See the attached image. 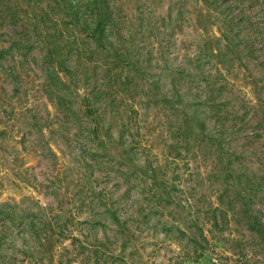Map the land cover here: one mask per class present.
I'll return each mask as SVG.
<instances>
[{
	"label": "rangeland",
	"instance_id": "obj_1",
	"mask_svg": "<svg viewBox=\"0 0 264 264\" xmlns=\"http://www.w3.org/2000/svg\"><path fill=\"white\" fill-rule=\"evenodd\" d=\"M188 7L0 0V264H264L263 40ZM102 89L97 138L83 99Z\"/></svg>",
	"mask_w": 264,
	"mask_h": 264
},
{
	"label": "trees",
	"instance_id": "obj_2",
	"mask_svg": "<svg viewBox=\"0 0 264 264\" xmlns=\"http://www.w3.org/2000/svg\"><path fill=\"white\" fill-rule=\"evenodd\" d=\"M263 5L262 13L257 12L251 14L250 12L255 8V4ZM196 4L198 5L197 14L194 15L193 10L188 7V18L187 21L190 23L191 21L195 22L196 20L200 21V26L202 29H254V35L263 40V53H264V0H196ZM105 17H101L99 21V26L103 24ZM104 29H96L94 33L90 36L95 38L98 36L99 38L103 35ZM224 32V30H222ZM105 103L106 104V91L102 89L100 91V95L95 93H88L85 95L83 99V106L85 109L86 116L88 120L93 123L92 132L95 134L97 138L100 137V130L104 128L103 124L105 123V115L106 111L103 108L96 107V103ZM172 102V101H171ZM134 110V109H133ZM66 115V114H65ZM139 115L137 110L133 111V114H123L121 116L122 125H124V130H129L133 127L140 128L139 119L135 117ZM180 135V133H179ZM135 143L140 145V141L138 139V135L132 133L131 135ZM171 154H167L166 158L168 163L171 164L170 160ZM174 159V156H173ZM155 172L157 170L155 169ZM156 176V175H155ZM155 199L160 207H163V210H159L162 217L166 216V205L173 204L174 202L170 198L169 194L166 195H155ZM164 205V206H163ZM219 207L214 201H208L206 203L205 211L208 215L212 214L215 222V228L221 227L219 220L217 221V212L215 213V208ZM221 208V207H219ZM221 212H228L225 209H220ZM169 215L175 218L174 211H170ZM210 220V218H208ZM162 221V219H159ZM174 227L179 228L183 234H186L187 231L181 229L178 225V220L174 219ZM205 223L201 224L197 221V227L199 230V234L201 236L200 239L191 235L194 242L196 243V251L197 258H202L207 255V252L210 250H215V247L218 244V236L213 235V227L206 226ZM257 223V221H256ZM258 224V223H257ZM224 226V225H223ZM220 234V233H219ZM173 238H176L173 236Z\"/></svg>",
	"mask_w": 264,
	"mask_h": 264
}]
</instances>
